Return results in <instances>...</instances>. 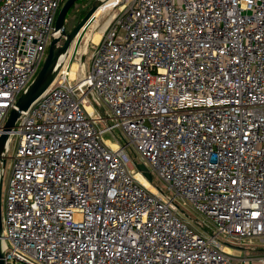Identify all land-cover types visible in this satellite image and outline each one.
I'll use <instances>...</instances> for the list:
<instances>
[{
  "label": "built area",
  "instance_id": "built-area-1",
  "mask_svg": "<svg viewBox=\"0 0 264 264\" xmlns=\"http://www.w3.org/2000/svg\"><path fill=\"white\" fill-rule=\"evenodd\" d=\"M100 1L86 72L74 40L5 132L63 0H0L3 264H242L221 237L264 242V0Z\"/></svg>",
  "mask_w": 264,
  "mask_h": 264
},
{
  "label": "water",
  "instance_id": "water-1",
  "mask_svg": "<svg viewBox=\"0 0 264 264\" xmlns=\"http://www.w3.org/2000/svg\"><path fill=\"white\" fill-rule=\"evenodd\" d=\"M77 0H63L62 5L58 11L55 19L54 29L58 32L56 37H53L48 45V50L46 56L42 62L40 69L37 74L30 82V84L25 88V90L17 98L14 108L10 110L8 117L4 124L5 132L13 129L17 119L20 117L21 112L26 111L30 105L38 99L53 83L60 68L63 65L65 58L68 55L69 49L78 36L82 28L88 23L91 17L94 15L95 11L100 5V0H94L91 5L90 10L85 14V16L73 26V28L67 32L65 30V19L68 10ZM61 58L63 60H61ZM85 57L82 56L80 62H84ZM100 113H103V109H100ZM8 133H3L0 135V264H3L2 257L4 255L2 249V221H1V190H2V180L3 172L6 166V150ZM132 164L137 172L149 183L153 182V176L148 171L146 166L142 163H138L132 160ZM158 189V188H157ZM159 190V189H158ZM161 192V190H159ZM208 234L212 235V230L208 227L203 229Z\"/></svg>",
  "mask_w": 264,
  "mask_h": 264
},
{
  "label": "rangeland",
  "instance_id": "rangeland-1",
  "mask_svg": "<svg viewBox=\"0 0 264 264\" xmlns=\"http://www.w3.org/2000/svg\"><path fill=\"white\" fill-rule=\"evenodd\" d=\"M79 1H81L79 3ZM89 4V0L83 1V0H77L74 2V10L69 15V18H66L65 21H67V24L69 26L74 25L75 16L78 15L79 12H83L82 10L87 7ZM108 14H104L100 17L99 24L100 26L105 23V21L108 18ZM93 21L91 24L85 28L78 36L75 38V52L74 56L75 58L84 56V62L81 63V65L78 67L76 75L82 76L88 66L90 65V53L93 50L94 46L91 44L90 40L97 34L96 32L91 31V27L93 25ZM99 29V28H98ZM89 34V35H88ZM88 35V36H87ZM98 35V34H97ZM88 37V38H87ZM87 38V40H86ZM93 41V40H92ZM86 48V49H85ZM43 62V60H42ZM41 62V64H42ZM77 60H70L68 62V66L75 64ZM78 64V62H77ZM97 126L102 129L104 127L103 122H97ZM102 139H109L113 140L112 136L110 134H104L101 136ZM9 156L11 154V150L9 151ZM10 160L8 158L7 164H9ZM8 171L9 169L6 167L5 174L3 176L2 180V190H1V216L4 214L3 205L5 201V192H6V184H7V178H8ZM154 188H158L159 190L166 192L165 187L157 181V179L153 178V184H151ZM175 204L180 208V211H183V214L188 217L190 221L193 223L196 222L195 219H200V216L195 213L194 211H191L188 209L187 205H182L181 201L179 199L176 200ZM221 242L223 244L224 249H228V252L235 256L239 257L240 259L244 260L242 264H264V242L260 241L259 239H252V240H239L235 238H226L221 237Z\"/></svg>",
  "mask_w": 264,
  "mask_h": 264
},
{
  "label": "bare ground",
  "instance_id": "bare-ground-1",
  "mask_svg": "<svg viewBox=\"0 0 264 264\" xmlns=\"http://www.w3.org/2000/svg\"><path fill=\"white\" fill-rule=\"evenodd\" d=\"M104 8V4L102 5H100L99 6V9L95 12V16L97 17V19L94 21V23H93V25H92V27H91V31H90V33H92V32H98L97 34H95V36L90 40V42L92 41L94 44H97L98 43V41H99V39H100V33L102 32V30L105 28V26H106V24H107V21L104 23V24H102L101 26H100V24H99V20H100V17L102 16V15H104V14H108V11L107 10H104L103 9ZM99 28V29H98ZM89 35V34H88ZM87 35V36H88ZM88 38V37H87ZM87 38H86V40H87ZM61 60H63L62 58H61ZM77 69H78V65L75 63V64H73L72 65V67H71V76H74L75 75V73H76V71H77ZM88 107V106H87ZM89 109V108H88ZM107 143H109L108 141H107ZM135 178H136V180L140 183V184H142L143 186H145V188H147L148 190H150V191H154L155 189H154V187L151 185V184H149L140 174H136L135 175ZM225 251L226 252H228V249H225Z\"/></svg>",
  "mask_w": 264,
  "mask_h": 264
},
{
  "label": "trees",
  "instance_id": "trees-1",
  "mask_svg": "<svg viewBox=\"0 0 264 264\" xmlns=\"http://www.w3.org/2000/svg\"><path fill=\"white\" fill-rule=\"evenodd\" d=\"M83 1H84V0H83ZM85 1H86V0H85ZM87 1H88V0H87ZM80 2H81V1H79V3H80ZM93 2H94V0H89V4L87 5V7L84 8V9L82 10L83 12H79L78 15L75 16L74 25L77 24V23H78V22H79V21L85 16V14L90 10L91 5H92ZM73 10H74V4H73V5L70 7V9L68 10L67 15H66V18H69V15L72 13ZM74 25L69 26V25L67 24V21H65V23H64L65 30H66L67 32H69V31L73 28ZM130 155H131L132 160H135L134 154H133L132 152H130ZM151 184H153V182H152Z\"/></svg>",
  "mask_w": 264,
  "mask_h": 264
}]
</instances>
